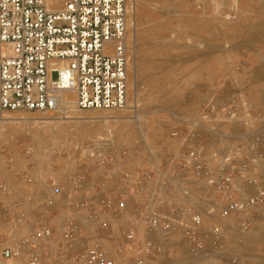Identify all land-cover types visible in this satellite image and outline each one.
Returning <instances> with one entry per match:
<instances>
[{
  "label": "built area",
  "instance_id": "built-area-1",
  "mask_svg": "<svg viewBox=\"0 0 264 264\" xmlns=\"http://www.w3.org/2000/svg\"><path fill=\"white\" fill-rule=\"evenodd\" d=\"M52 6L48 0H0V43L6 47L0 57V109L62 111L65 91L75 94L78 110L126 109L130 0H65L60 9ZM231 98L213 101L210 119L182 118L169 133L170 148L154 165L130 164L129 149L99 154L96 180L78 172L48 186L39 205L22 198L16 220L26 233L1 244L3 263L120 264L129 256L132 264H154L183 250L196 264H207L210 250L229 256L232 225L242 243L264 221V115L253 114L244 90ZM242 110V135H248L242 145L216 147L207 155L208 131L201 124L217 123L225 113L233 125ZM22 178L27 186L36 182Z\"/></svg>",
  "mask_w": 264,
  "mask_h": 264
},
{
  "label": "rangeland",
  "instance_id": "rangeland-1",
  "mask_svg": "<svg viewBox=\"0 0 264 264\" xmlns=\"http://www.w3.org/2000/svg\"><path fill=\"white\" fill-rule=\"evenodd\" d=\"M130 5L128 108L69 110V119L62 111L0 109V264L1 244H11L26 233L16 220L18 202L26 198L39 205L48 186L78 172L96 180V155L115 156L129 149L130 164L154 165L170 148L169 133L182 118L208 114L210 119L212 102H230L238 90L253 101V114L259 110L264 115V0H130ZM136 110L141 117L130 118ZM244 114L237 112L233 125L225 113L217 123L201 124L208 131L207 155L216 147L242 145L243 137H248L242 135ZM138 124L144 134L131 131ZM46 126L60 136L47 137L36 147V135ZM24 175L36 178L34 186H27ZM255 225L261 232L254 230ZM255 225L242 243L241 236L231 232L229 256L210 250L207 264H264V221ZM259 232L260 239L254 238ZM186 253L180 254L187 264H194ZM180 254L155 263L179 264ZM119 260L132 264L129 256Z\"/></svg>",
  "mask_w": 264,
  "mask_h": 264
},
{
  "label": "bare ground",
  "instance_id": "bare-ground-1",
  "mask_svg": "<svg viewBox=\"0 0 264 264\" xmlns=\"http://www.w3.org/2000/svg\"><path fill=\"white\" fill-rule=\"evenodd\" d=\"M64 2H65V0H48V4H53V6H52V9H60V8H62V6L64 5ZM163 10V9H162ZM251 24V23H250ZM252 27V26H251ZM250 27V28H251ZM258 31V30H257ZM263 30H261V32H262ZM128 32V31H127ZM249 33V32H248ZM259 33V32H258ZM263 33V32H262ZM128 34V33H127ZM127 34H126V46H127V52H128V44H127ZM229 34V33H228ZM237 34V33H236ZM261 34V33H260ZM1 44V43H0ZM5 49H6V47L4 46V45H2L1 44V46H0V55L5 51ZM1 57V56H0ZM135 63V62H134ZM170 63H171V61H170ZM134 65V64H133ZM169 65V64H168ZM167 66V65H166ZM165 66V67H166ZM163 67V66H162ZM160 69V68H159ZM128 73H130V71H129V67H128ZM262 93H263V91H262ZM261 93V94H262ZM74 101H75V94L72 92V91H65L64 93H63V96L61 97V100H60V103L62 104L63 103V107H62V113L64 112V115H63V117L65 118V119H69V118H72V117H70V116H68V113H67V111H69V110H76L74 107H73V103H74ZM163 101H165V100H163ZM166 102V101H165ZM171 103V102H170ZM136 107V106H135ZM128 108V107H127ZM136 109V108H135ZM176 111V110H175ZM174 111V112H175ZM132 114V113H131ZM55 115V114H54ZM176 115H178V114H176ZM58 116V115H57ZM63 117H61L62 119H63ZM141 116H140V113L138 112V110H136L135 111V114L132 116H130V118H140ZM60 118V117H59ZM64 119V120H65ZM62 120L60 119H58V122H61ZM0 122H3V118L2 119H0ZM61 127V126H60ZM131 131H134L135 133H136V131H139V133L140 134H144V132H145V130H144V127L141 125V124H138V125H136V126H134L132 129H131ZM37 137L35 138V140H38V141H36L37 143H36V147H37V145L39 144L38 142H41V141H45V138H47V137H51V139H56V138H58L60 135H59V133L57 132V130H55V128L54 129H52V126H46V128L42 131V132H40V133H38L37 135H36ZM53 136H57L56 138H54ZM231 136V135H230ZM234 136V135H233ZM232 136V137H233ZM53 137V138H52ZM232 137H231V139H232ZM229 138V137H228ZM103 147V146H102ZM107 150V149H106ZM110 150V149H109ZM258 226H256L255 225V227H254V230H259V228H257ZM257 228V229H256ZM253 230V229H252ZM230 231L232 232V235H234V232H237V229L235 228V225H232V227L230 228ZM260 231V230H259ZM230 232V233H231ZM261 232V231H260ZM260 232H259V236L257 235L256 237H254V238H257V239H260ZM263 232V231H262ZM256 235V234H255ZM245 242V241H244ZM233 243V242H232ZM230 245H232V244H230ZM106 246L110 249V251L112 252V254L111 255H113L114 257H118V255L116 254V252L115 251H113V250H111V249H113L112 247H111V245H109V244H107L106 243ZM229 246V245H228ZM241 246H242V244H241ZM229 249H231V248H229ZM231 251V250H230ZM229 251V252H230ZM228 252V251H227ZM226 254H229V253H226ZM243 254V253H242ZM245 254V253H244ZM180 255H182V254H180ZM219 256V255H218ZM221 256V255H220ZM219 256V257H220ZM225 256V255H224ZM232 256V255H231ZM237 256V255H236ZM240 256V255H239ZM228 257V256H227ZM234 257H235V255H234ZM119 258V257H118ZM184 256L182 255V256H180L179 257V260H178V262H179V264H187L186 262L187 261H185L184 259H186V258H184ZM226 259V258H225ZM232 259H234V258H232ZM176 260V261H177ZM193 260H191V262H192ZM194 262V261H193ZM156 264V263H155ZM160 264V263H159ZM165 264V263H164ZM176 264V263H175ZM191 264H193V263H191ZM195 264V263H194ZM218 264V263H217Z\"/></svg>",
  "mask_w": 264,
  "mask_h": 264
},
{
  "label": "crops",
  "instance_id": "crops-1",
  "mask_svg": "<svg viewBox=\"0 0 264 264\" xmlns=\"http://www.w3.org/2000/svg\"><path fill=\"white\" fill-rule=\"evenodd\" d=\"M238 233V232H237ZM238 235H239V233H238ZM241 236V235H240ZM243 236V235H242ZM245 239H246V234L244 235V240L243 241H245ZM229 240H231L232 241V236L229 234Z\"/></svg>",
  "mask_w": 264,
  "mask_h": 264
}]
</instances>
